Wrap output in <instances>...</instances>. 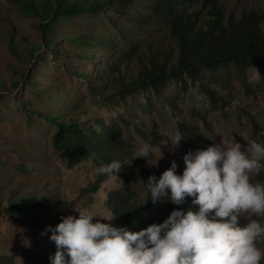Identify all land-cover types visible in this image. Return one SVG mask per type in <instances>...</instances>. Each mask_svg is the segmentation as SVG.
Returning <instances> with one entry per match:
<instances>
[{"label": "rangeland", "instance_id": "rangeland-1", "mask_svg": "<svg viewBox=\"0 0 264 264\" xmlns=\"http://www.w3.org/2000/svg\"><path fill=\"white\" fill-rule=\"evenodd\" d=\"M220 1L226 5L228 15L235 12L242 16L254 9L264 12V0ZM148 6L149 3L119 5L116 12H111L117 26L104 12L76 16L69 22L61 21L56 34L48 36L39 31L40 21L29 18L15 0H0V257L8 264H43L53 249L49 239L38 242V234L14 220L8 211L12 198L50 194L65 201L59 210L65 217H78L79 210L87 209L96 216L95 223L98 219L115 221L107 203L112 189L130 187L140 199L145 196L138 186L126 183L119 175V179L108 178L98 191H92L91 184L98 177L95 169L106 164L89 159L74 167L70 165L65 151L54 142L58 126L50 118L58 114H62L59 122L76 120L85 129L97 126L100 120L109 127L120 128L127 142L120 163L128 170L169 169L175 160L176 174L182 175L183 156L189 150H206L232 138L242 146L251 139L264 145V91L255 95L247 92L236 73L219 75L220 80L231 81L230 89L223 92L226 103L222 102L221 107H215L206 94L194 89L185 91L179 81H171L161 94L123 88L119 82L130 84L137 79L153 49L158 50L161 45L176 51L167 25L145 24L141 9ZM128 17L133 18L132 23ZM47 36L68 50L66 56L62 50L55 54L44 47L36 54V60H29V49L43 45ZM98 36L102 41L113 37L116 43L111 47L85 45ZM69 37L83 41L70 44ZM125 38L138 41V45L132 50ZM128 50L132 53L124 59L123 70H113L116 74L112 79L118 84L94 93L91 86L102 81L104 64L114 68L117 53L123 59ZM86 72H90V78ZM248 78L256 87L257 71H248ZM105 95L109 97L105 99ZM183 124L197 134H183ZM178 131L184 138L173 147L171 143ZM145 132L150 133L149 138ZM144 143L153 147V155L138 157ZM252 181L264 183V173L253 176ZM253 218L264 224V217ZM238 220L240 227L247 223L244 215H239ZM261 248L264 251V245ZM260 264H264V259Z\"/></svg>", "mask_w": 264, "mask_h": 264}, {"label": "trees", "instance_id": "trees-1", "mask_svg": "<svg viewBox=\"0 0 264 264\" xmlns=\"http://www.w3.org/2000/svg\"><path fill=\"white\" fill-rule=\"evenodd\" d=\"M136 3H149L148 8L141 9L143 17H146L145 24L157 22L167 25L169 38L175 44L176 51L168 47L163 49L161 45L158 50L153 49L152 54L148 56L149 62H143L137 79L130 84L119 82L127 91L147 90L161 94L171 81H179L185 91L197 90L206 94L215 107H221L222 102L226 103L223 92L230 89L231 82L225 78L220 80L221 73L228 76L238 74L247 92L254 95L259 90L264 91L263 11L254 9L242 16L235 12L228 15L226 5L220 0H15V5L29 18L36 17L40 21L39 31L48 36L56 34L61 21L69 22L76 16L89 13L104 12L111 23L117 26L111 12H116L119 5L132 6ZM128 21L132 23L133 18L128 17ZM48 36L44 39L43 45H33L29 49V60H36V54L44 47L55 54L62 50V55L66 56L68 50L59 47L58 41L54 43ZM67 41L72 44L83 40L80 37H69ZM125 41L132 50L138 45V41L133 42L128 38H125ZM115 43L113 37L102 41L98 36L92 42L86 41L85 45L103 44L111 47ZM132 50L125 52L123 59H120L117 53L118 62L114 68L109 66V63L104 64L102 81L91 86L94 93L103 91L114 83L112 77L115 72L123 70L122 63L131 56ZM86 58L90 59L89 56ZM94 58H97L96 55ZM251 69L256 70L259 75L256 87L249 82L248 71ZM85 76L90 78V72H86ZM114 84L117 85L118 82ZM108 97L109 95H105V99ZM60 117L62 114L50 118L58 126L54 142L58 148L65 151L72 167L89 159L106 165L113 160L123 161L127 142L120 128L109 127L100 120L97 126L85 129L83 124L76 120L59 122ZM181 131L183 134H197L191 126L184 124ZM144 134L149 138L150 133ZM34 169L41 170L38 166ZM166 170L151 171L145 167L128 170L122 165L117 175L126 183L138 186L145 196L140 199L138 193L130 187L112 189L107 195V203L115 221L102 223H110L113 227H126L130 231H140L151 224L163 223L173 210L198 211V206L192 204V197H186L182 205L172 203L170 191L167 198L155 203L151 200V195L145 191L144 185H147L149 176L154 175L158 181ZM108 178L107 175H98L96 181L91 184V190L98 191ZM64 206L65 201L50 194H22L11 199L8 211L14 220L19 225L31 228L34 235L38 234V242L46 238L50 240L53 249L43 264H52L50 257L57 251L55 242L50 239L52 232L48 229L49 226L54 229L62 222L61 218L65 216L59 210ZM65 259H69L66 251ZM0 264L8 263L0 257Z\"/></svg>", "mask_w": 264, "mask_h": 264}, {"label": "clouds", "instance_id": "clouds-1", "mask_svg": "<svg viewBox=\"0 0 264 264\" xmlns=\"http://www.w3.org/2000/svg\"><path fill=\"white\" fill-rule=\"evenodd\" d=\"M183 138L178 131L173 147ZM139 153L146 158L153 147L144 143ZM183 161L182 175L176 174L173 160L158 181L149 176L144 189L154 203L169 191L175 205L192 197L198 211L173 210L163 223L130 231L99 219L94 223L92 212L79 210L78 217L68 215L54 229L49 226L57 248L52 264H260L264 224L253 217H264V183L252 177L264 173V145L251 139L242 146L232 138L206 150H189ZM121 169L113 160L95 172L119 179ZM239 215L247 219L244 227L238 226Z\"/></svg>", "mask_w": 264, "mask_h": 264}, {"label": "bare ground", "instance_id": "bare-ground-1", "mask_svg": "<svg viewBox=\"0 0 264 264\" xmlns=\"http://www.w3.org/2000/svg\"><path fill=\"white\" fill-rule=\"evenodd\" d=\"M84 158V157H83Z\"/></svg>", "mask_w": 264, "mask_h": 264}]
</instances>
